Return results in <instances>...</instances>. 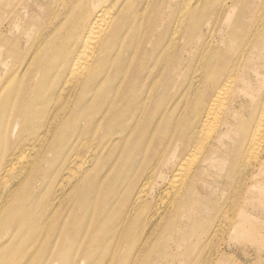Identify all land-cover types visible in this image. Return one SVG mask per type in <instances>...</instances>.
I'll return each instance as SVG.
<instances>
[{
  "label": "bare ground",
  "instance_id": "6f19581e",
  "mask_svg": "<svg viewBox=\"0 0 264 264\" xmlns=\"http://www.w3.org/2000/svg\"><path fill=\"white\" fill-rule=\"evenodd\" d=\"M1 38L0 207L10 203L0 212V264H71L78 241L113 259L132 213L142 222L122 258L173 256L157 243L167 222L182 232L162 238L181 253L192 242L180 219L196 222L199 241L212 208H235L240 184L264 190V0H3ZM238 75L246 81L235 86ZM28 145L51 169L50 191L67 187L64 219L22 204L5 182L7 164L30 173L17 152ZM156 195L170 198L167 217L149 213ZM247 206L255 212L253 200ZM106 223L108 239L98 234Z\"/></svg>",
  "mask_w": 264,
  "mask_h": 264
},
{
  "label": "rangeland",
  "instance_id": "374dc122",
  "mask_svg": "<svg viewBox=\"0 0 264 264\" xmlns=\"http://www.w3.org/2000/svg\"><path fill=\"white\" fill-rule=\"evenodd\" d=\"M48 20L45 21V23ZM44 23V24H45ZM43 24V25H44ZM42 25V26H43ZM41 26V27H42ZM40 27V28H41ZM2 28V29H1ZM222 28V27H221ZM0 37L2 36L3 42V0H0ZM40 30V29H39ZM38 30V31H39ZM35 31V32H38ZM218 35L215 36L217 40ZM195 57L191 58V64L196 63L198 58V53L194 52ZM191 55L189 52L183 54L182 58V68L183 73H186L189 68V62H186V58L190 59ZM234 85L241 84L245 79L237 78L232 80ZM249 98L244 97L238 99L236 106L240 111H244L245 103ZM12 130H5V138ZM20 150L25 151L24 165L28 163V168L31 171L28 175L19 176V170H13V164H7L6 167L10 166L8 171L9 174L5 177V182L9 183V190L14 192V196H20L22 204L32 205L35 210H45L47 212V218L53 220L55 217L59 219H64L67 211L65 210L71 199H66L64 202V195L67 187L61 189L58 184H56V191L51 192L49 185L51 179L47 176L50 172V168L47 165H41L39 167V162H33L35 159V149L28 145L26 147H21ZM78 156H80L79 162H83V158L86 160L87 154L83 150H78ZM83 157V158H82ZM39 167V168H38ZM7 172V171H6ZM5 172V173H6ZM4 173V174H5ZM3 174V176H4ZM62 174V173H61ZM246 172L241 169H235L234 177H240L245 180ZM154 178L151 177L149 186H152ZM167 182V178L165 179ZM173 182V181H172ZM247 182L243 181L242 183ZM264 190L257 192L251 189L249 186L242 189L240 188L231 196L230 201L234 203L235 208L228 211H217L212 208L210 213L212 215V220L210 223V232L203 237L201 240L197 241L195 236L191 235L196 227L195 221L188 222L186 219H180V223L186 230V236L191 239V247L184 250L183 252H177L174 243L171 240L162 238V235H176L181 233L182 230H177L173 228L172 222H167L163 228L160 230L158 245L162 248H168L173 253V256L160 255L155 260L149 262L147 257L135 256L132 259H124L128 235L131 234L135 229L141 226L142 219L138 213H132L125 217V222L128 226V232L125 234V239L122 247L116 249L117 255H113V259L109 257H101L102 249L92 247L90 252H87V248H82L85 246L84 242L78 241V245H75V250L71 253V264H217L219 261L221 264H261L264 263ZM7 195V193H5ZM160 197V198H159ZM256 197V198H255ZM170 198L165 196L156 195L154 202L151 203L149 207V213L153 214L155 218L160 216L167 217L169 211L167 209L168 202ZM253 200L256 208L253 212L248 208L247 203ZM62 205V211L60 213V206ZM10 203V201L1 202L0 212ZM157 210L161 212V215L157 213ZM69 211V217L79 218L80 223H85L86 227H91L92 224L89 221L83 219L80 213H74L72 210ZM242 214H249V221H245L242 224H237L241 218ZM224 215L225 217H223ZM21 218L20 215L9 214L10 221H17ZM28 227L35 225L36 220H25ZM112 227V224H103L98 231L101 238L108 239L111 231L108 228ZM154 228H157L154 226ZM118 229V226H117ZM81 233L75 235L72 239H78ZM58 240V236L55 237V241ZM62 243V242H61ZM57 241V246L61 244ZM74 245V244H73Z\"/></svg>",
  "mask_w": 264,
  "mask_h": 264
}]
</instances>
